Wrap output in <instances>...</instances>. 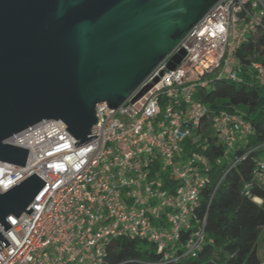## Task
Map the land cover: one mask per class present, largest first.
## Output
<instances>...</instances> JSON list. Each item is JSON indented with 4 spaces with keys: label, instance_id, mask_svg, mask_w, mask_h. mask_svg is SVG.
<instances>
[{
    "label": "built area",
    "instance_id": "1",
    "mask_svg": "<svg viewBox=\"0 0 264 264\" xmlns=\"http://www.w3.org/2000/svg\"><path fill=\"white\" fill-rule=\"evenodd\" d=\"M259 28L264 0H218L122 104L96 105L95 138L76 147L64 121L47 119L6 139L29 152L25 166L0 160V192L35 173L47 183L30 214L8 216L7 230L0 225L10 243L1 242L0 264H104L120 237L151 243L164 261L195 256L206 236V218L195 213L208 179L204 155L193 150L206 142L201 123L209 120L226 154L254 131L242 114L212 109L195 95L211 77L264 86V63L237 57ZM181 49V62L168 69ZM256 177L264 186V159Z\"/></svg>",
    "mask_w": 264,
    "mask_h": 264
},
{
    "label": "water",
    "instance_id": "2",
    "mask_svg": "<svg viewBox=\"0 0 264 264\" xmlns=\"http://www.w3.org/2000/svg\"><path fill=\"white\" fill-rule=\"evenodd\" d=\"M217 1L0 0V160L25 166L29 149L5 140L47 119L64 121L76 147L95 138L96 105L122 104ZM46 183L35 173L0 192L5 230Z\"/></svg>",
    "mask_w": 264,
    "mask_h": 264
},
{
    "label": "trees",
    "instance_id": "3",
    "mask_svg": "<svg viewBox=\"0 0 264 264\" xmlns=\"http://www.w3.org/2000/svg\"><path fill=\"white\" fill-rule=\"evenodd\" d=\"M254 55L264 63V28L256 30L237 53L244 62ZM209 80L208 85L198 88L195 97L212 109L242 114L253 124L254 131L226 154L225 146L208 129L209 120L201 123L199 133L206 142L193 150L204 155L203 168L208 176L195 208L199 220L206 218L202 248L195 256L164 261L156 248L143 250L145 241L120 237L112 242L104 264L262 263L258 242L264 228V186L258 181L256 170L258 160L264 159V86L255 79L247 83L212 77ZM190 146L188 141L187 151ZM191 233L192 230L182 232V244Z\"/></svg>",
    "mask_w": 264,
    "mask_h": 264
},
{
    "label": "rangeland",
    "instance_id": "4",
    "mask_svg": "<svg viewBox=\"0 0 264 264\" xmlns=\"http://www.w3.org/2000/svg\"><path fill=\"white\" fill-rule=\"evenodd\" d=\"M213 78V77H212ZM202 175L206 176V173H203ZM153 245L151 243H143V250H149L151 251L153 249ZM258 251H259V256L261 258L262 263L264 264V228L262 230L259 242H258Z\"/></svg>",
    "mask_w": 264,
    "mask_h": 264
},
{
    "label": "bare ground",
    "instance_id": "5",
    "mask_svg": "<svg viewBox=\"0 0 264 264\" xmlns=\"http://www.w3.org/2000/svg\"><path fill=\"white\" fill-rule=\"evenodd\" d=\"M258 200V199H257Z\"/></svg>",
    "mask_w": 264,
    "mask_h": 264
}]
</instances>
